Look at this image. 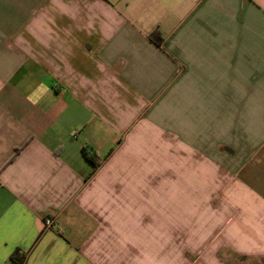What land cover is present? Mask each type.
<instances>
[{
    "label": "crops",
    "instance_id": "1",
    "mask_svg": "<svg viewBox=\"0 0 264 264\" xmlns=\"http://www.w3.org/2000/svg\"><path fill=\"white\" fill-rule=\"evenodd\" d=\"M11 256L264 264V0H0Z\"/></svg>",
    "mask_w": 264,
    "mask_h": 264
},
{
    "label": "trees",
    "instance_id": "2",
    "mask_svg": "<svg viewBox=\"0 0 264 264\" xmlns=\"http://www.w3.org/2000/svg\"><path fill=\"white\" fill-rule=\"evenodd\" d=\"M150 39L156 44H160L161 37L159 36V34L157 32H154L150 35ZM81 155L83 156V158H85L87 161H89L92 165H93V169H96V167H98V163L95 162L94 160V156L91 154V152L89 153L86 149H82L81 150ZM11 260L15 261L17 264L20 263V261L14 257L11 256Z\"/></svg>",
    "mask_w": 264,
    "mask_h": 264
},
{
    "label": "built area",
    "instance_id": "3",
    "mask_svg": "<svg viewBox=\"0 0 264 264\" xmlns=\"http://www.w3.org/2000/svg\"><path fill=\"white\" fill-rule=\"evenodd\" d=\"M44 225H45V227H47V228H51L52 227V220L51 219H45V221H44Z\"/></svg>",
    "mask_w": 264,
    "mask_h": 264
}]
</instances>
